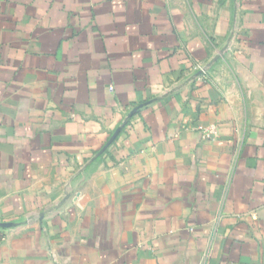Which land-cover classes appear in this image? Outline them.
<instances>
[{
    "label": "crops",
    "instance_id": "obj_1",
    "mask_svg": "<svg viewBox=\"0 0 264 264\" xmlns=\"http://www.w3.org/2000/svg\"><path fill=\"white\" fill-rule=\"evenodd\" d=\"M0 223V264H264V0H0Z\"/></svg>",
    "mask_w": 264,
    "mask_h": 264
},
{
    "label": "water",
    "instance_id": "obj_2",
    "mask_svg": "<svg viewBox=\"0 0 264 264\" xmlns=\"http://www.w3.org/2000/svg\"><path fill=\"white\" fill-rule=\"evenodd\" d=\"M117 134H118V132L116 134H114V136L112 137V139L110 140L109 143H111L116 138ZM0 225H4L5 226V225H9V224H7V223H0Z\"/></svg>",
    "mask_w": 264,
    "mask_h": 264
},
{
    "label": "built area",
    "instance_id": "obj_3",
    "mask_svg": "<svg viewBox=\"0 0 264 264\" xmlns=\"http://www.w3.org/2000/svg\"><path fill=\"white\" fill-rule=\"evenodd\" d=\"M211 133V132H210ZM208 135H210V134H208Z\"/></svg>",
    "mask_w": 264,
    "mask_h": 264
}]
</instances>
